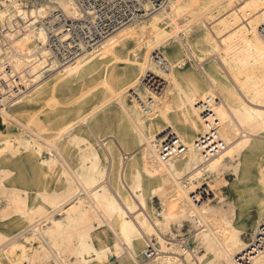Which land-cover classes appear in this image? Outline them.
Masks as SVG:
<instances>
[{"label":"bare ground","instance_id":"obj_1","mask_svg":"<svg viewBox=\"0 0 264 264\" xmlns=\"http://www.w3.org/2000/svg\"><path fill=\"white\" fill-rule=\"evenodd\" d=\"M168 1L149 23L127 24L92 49L81 43L66 62L48 25L84 19L79 0H0V117L22 128L0 136V264H104L110 255L123 264H240L245 252L264 264V0ZM55 34L70 40L62 27ZM174 37L180 45L168 43ZM149 71L167 82L160 95L141 84ZM74 83L86 93L72 109L45 108ZM149 96L155 106L144 113ZM206 121L224 145L208 157L213 143L197 145ZM173 134L185 150L164 159L160 145ZM228 174L257 204L254 222L225 201ZM186 223L194 247L179 239Z\"/></svg>","mask_w":264,"mask_h":264},{"label":"built area","instance_id":"obj_2","mask_svg":"<svg viewBox=\"0 0 264 264\" xmlns=\"http://www.w3.org/2000/svg\"><path fill=\"white\" fill-rule=\"evenodd\" d=\"M167 1L168 0H79L86 11L85 18L81 20H72L60 15L61 17H59L56 24L48 25L50 46L57 51L59 58L68 62L71 57L82 52L80 49L81 43L88 49H92L93 46L100 43L104 38L121 27L132 22H140L149 18L155 11L162 9ZM147 3L149 4L148 8L145 7ZM59 27L71 33L69 40V42L71 41L73 43L71 48L68 47L69 42L62 44L59 37L55 34V30ZM156 61H159L163 68L168 66L167 61L164 60L163 54H157ZM152 76L151 72H147L141 77V84L155 95H160L165 89L166 81L164 79L156 81ZM131 95H135L134 89H132ZM140 106L144 113L151 112L155 106V100L149 96L146 100H141ZM203 107L206 109V112L203 113L205 118L208 117V113L212 115L208 100L203 102ZM206 123L209 126V121H206ZM217 131L218 128L216 124L210 125L205 135L197 139L198 146L205 147L209 142L213 143L210 144V146H206L207 149L204 155L207 157L213 155L217 150L224 148L222 140H216V142H214ZM160 147L161 156L164 159L169 158L173 153L182 154L185 150V146L180 142L176 134H173L167 142H163ZM260 237H262V235ZM258 245L260 244L258 243ZM147 251L146 256L148 258L154 253V248L149 247ZM256 254L257 252L254 254L245 252L243 255H239L237 259H240V264H254L253 259Z\"/></svg>","mask_w":264,"mask_h":264},{"label":"rangeland","instance_id":"obj_3","mask_svg":"<svg viewBox=\"0 0 264 264\" xmlns=\"http://www.w3.org/2000/svg\"><path fill=\"white\" fill-rule=\"evenodd\" d=\"M158 12L159 11H157L156 13H158ZM156 13L152 14L147 20H145L146 23H149L150 22L149 20L151 19V17L153 15H155ZM196 35L193 36L194 40L197 39ZM175 39H176L175 37L170 39V41L168 43L180 45L178 40H175ZM162 50H165L166 53H170L171 55L173 53V51H171L169 49L162 48ZM189 59L190 58L187 59V64L190 63V65L192 64V66H194V68H196L195 61L193 59H190V60ZM55 74H56V72L53 73V72L49 71V72H47L44 75V77H43L44 80H42V82L45 83L46 90L49 89L48 87H51V84H49V83L52 81V79L54 78L53 76ZM77 84L76 83L73 84V85H76V88L73 87V89H71V90L64 91L61 96L57 97L56 101L52 100V101L47 102L48 103L47 105H49V106H46L45 108L49 109V110H56L58 112H63L65 110L72 109V107H74L79 102V100L83 99L84 94L86 93V88H83V86H81V85L79 86V84L78 85ZM166 85H167V82H166ZM131 93H132V90H129V92L127 94L128 99L129 100H134L133 99V95H131ZM23 95L24 94L22 93L21 96H23ZM16 99H17V96L15 98H13V99H6L5 100L7 102L8 109L11 107L10 106L11 103H13L14 100H16ZM53 103H56V104H53ZM43 104H45V102H43ZM63 105H64V107H63ZM5 106L6 105L0 104V109L4 108ZM91 106H94V104L91 103ZM107 108H109V110L111 109L109 111L110 114L113 112L112 114H113L114 118L117 119L118 115H116V105H115V103L109 104L107 106ZM23 119H25V117ZM77 129L78 128H76L71 134L77 133ZM114 129H116V128L114 127ZM20 130H22V128L19 127V124L17 123V121L8 120V123H4L1 120V117H0V136H5V135H8V134L16 135V134H19L21 132ZM78 131H79V129H78ZM26 134L27 135H32L30 131H27ZM43 134H44V136L48 137V136H50L51 132L49 130L48 131L46 130ZM42 144L44 145L43 156L48 157L49 154H48V150H47V145H46V143L44 141L42 142ZM45 146H46V148H45ZM137 148H138V145L137 146H133V148L131 150L133 152H136V155H138V153H139V151L137 152ZM138 150H140V148H138ZM32 172L33 171L31 170L29 174L33 176ZM203 183H206V182L204 181ZM204 187L206 188L207 185H205ZM221 188L223 189L222 190V194H224L225 201L233 202L235 204V206H236L237 211L239 213L241 212L244 215L243 218H247L248 220H250V222H254L257 219V217H258V212H257L258 208L257 207L258 206H257L256 203L254 204V201L251 199V197L249 195L250 193L248 192L249 190L246 187V184H243V182L239 183V184L236 183L235 182V177L233 175L228 174L227 175V182L223 186H221ZM203 198H204L203 201H207V199H208L209 202H213L214 201V199L213 198H209V196H205L204 195ZM152 203H153V206L156 208V211L160 209V204H159V201H158L157 197H155L153 199ZM174 231H176V230L174 229ZM192 232H193V229L190 227V225H188L186 223V226L183 229V234H179L180 235L179 236L180 240L184 238L182 243H183V245H185V247H187V245H189L190 247L191 246L194 247V243L192 241V236H191ZM248 236H249V234L247 235V238H246L247 240L249 239ZM185 240H186V242H185ZM156 242L157 241L154 240V243H156ZM199 253L201 254L202 252L200 251ZM145 259H147V256L146 255L144 256L143 251H141L140 261L142 262ZM106 262L104 264H123V263H121L119 261V259L116 256H113V255H110L109 259Z\"/></svg>","mask_w":264,"mask_h":264}]
</instances>
